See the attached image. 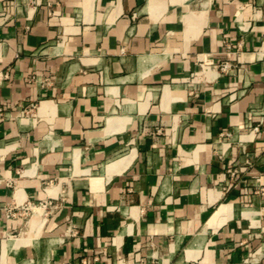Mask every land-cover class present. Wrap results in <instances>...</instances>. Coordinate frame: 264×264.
Instances as JSON below:
<instances>
[{"label": "crops", "instance_id": "0c3cea01", "mask_svg": "<svg viewBox=\"0 0 264 264\" xmlns=\"http://www.w3.org/2000/svg\"><path fill=\"white\" fill-rule=\"evenodd\" d=\"M13 1L0 264H264V0Z\"/></svg>", "mask_w": 264, "mask_h": 264}, {"label": "built area", "instance_id": "2783aa9c", "mask_svg": "<svg viewBox=\"0 0 264 264\" xmlns=\"http://www.w3.org/2000/svg\"><path fill=\"white\" fill-rule=\"evenodd\" d=\"M37 0H32V3H36ZM15 4L13 0H4L3 6L0 9V24L4 23L7 19H9L14 13ZM227 65H224V68ZM43 206L46 208L50 203L45 202L42 204H34V203H26L21 205L18 210V214L21 216H28L30 212H32V206Z\"/></svg>", "mask_w": 264, "mask_h": 264}, {"label": "bare ground", "instance_id": "6f19581e", "mask_svg": "<svg viewBox=\"0 0 264 264\" xmlns=\"http://www.w3.org/2000/svg\"><path fill=\"white\" fill-rule=\"evenodd\" d=\"M43 206H32V213Z\"/></svg>", "mask_w": 264, "mask_h": 264}]
</instances>
